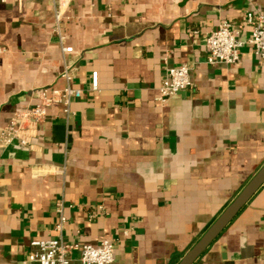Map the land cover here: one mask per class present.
<instances>
[{"label": "crops", "instance_id": "0c3cea01", "mask_svg": "<svg viewBox=\"0 0 264 264\" xmlns=\"http://www.w3.org/2000/svg\"><path fill=\"white\" fill-rule=\"evenodd\" d=\"M248 12L264 0H71L62 29L83 96L70 116L50 105L31 146L0 150V264H31L32 242L57 234L59 201L67 243L112 238L113 264L180 261L264 164L253 46L238 64L207 62L223 20L250 38ZM54 27L51 0H0V127L65 87ZM183 64L192 85L161 103L166 69ZM194 264H264V185Z\"/></svg>", "mask_w": 264, "mask_h": 264}, {"label": "built area", "instance_id": "2783aa9c", "mask_svg": "<svg viewBox=\"0 0 264 264\" xmlns=\"http://www.w3.org/2000/svg\"><path fill=\"white\" fill-rule=\"evenodd\" d=\"M54 6L55 27L54 31L64 60L62 77L66 81L63 88L44 87L39 93V101L31 107L17 112L10 123L0 127V150L8 146L28 147L31 146L36 137L38 127L47 117L48 107L53 103H62L67 116L71 114V103L74 99L83 96V90L72 86V65L68 61V55L74 52V47L67 43V36L62 29V23L67 18L66 12L71 0H51ZM246 22L253 26L251 36L248 40L241 39L239 29L230 21L223 20L217 29L211 31L206 38L208 48L207 62L216 64H238L243 48L246 44L253 46L255 54L264 66V14L248 12ZM6 52L1 43L0 56ZM92 89H99L98 73L94 71L91 75ZM192 85L190 80V66L183 64L179 67H170L165 71L164 79L159 87L158 101L165 103L168 99L175 97L181 91ZM65 204L59 201L56 205L58 222L55 225L56 236L47 240H35L32 242L33 254L31 264H72V255L79 253L81 264H113L115 260L114 239L107 238L98 245L90 243L72 242L67 243L63 238V231L67 223L64 213ZM103 210V206H99ZM92 213L91 218L97 217Z\"/></svg>", "mask_w": 264, "mask_h": 264}, {"label": "water", "instance_id": "95a60500", "mask_svg": "<svg viewBox=\"0 0 264 264\" xmlns=\"http://www.w3.org/2000/svg\"><path fill=\"white\" fill-rule=\"evenodd\" d=\"M264 185V164L177 264H194Z\"/></svg>", "mask_w": 264, "mask_h": 264}]
</instances>
